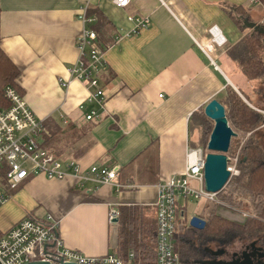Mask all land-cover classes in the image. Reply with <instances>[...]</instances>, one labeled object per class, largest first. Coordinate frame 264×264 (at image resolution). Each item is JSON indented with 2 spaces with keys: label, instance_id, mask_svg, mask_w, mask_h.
Returning a JSON list of instances; mask_svg holds the SVG:
<instances>
[{
  "label": "crops",
  "instance_id": "obj_1",
  "mask_svg": "<svg viewBox=\"0 0 264 264\" xmlns=\"http://www.w3.org/2000/svg\"><path fill=\"white\" fill-rule=\"evenodd\" d=\"M81 1L0 0V49L18 69L16 84L38 119L87 131L63 158L83 169L116 166L118 176L81 187L71 177H31L0 207V234L24 217L44 221L50 215L67 248L99 257L116 254L110 209L135 207L154 220L156 185L183 173L191 135H199L192 118L210 100L219 101L226 86L246 95V79L225 51L255 32L251 24L264 31V0H129L122 8L114 0H89L96 19L90 28L97 27L106 42L120 37L105 50L106 101L101 119L90 122L78 108L87 97L82 83L67 90L58 83L78 57ZM130 17L147 26L129 34ZM212 26L225 37L222 47L210 42Z\"/></svg>",
  "mask_w": 264,
  "mask_h": 264
},
{
  "label": "built area",
  "instance_id": "obj_2",
  "mask_svg": "<svg viewBox=\"0 0 264 264\" xmlns=\"http://www.w3.org/2000/svg\"><path fill=\"white\" fill-rule=\"evenodd\" d=\"M128 2L129 0H114L113 4L122 8ZM88 7L89 0H82L77 9L76 19L82 25V31L76 40L78 57L67 71L68 78H59L58 83L66 90L74 81L82 83L87 97L85 103H81L78 108L84 111L85 121L90 122L100 120L103 114L106 94L100 76L106 65L105 50L99 48L96 33L90 28L96 19L87 14ZM128 20L134 23L129 34L147 26V20L144 19L130 17ZM208 34L210 42L215 46L222 47L225 44V37L217 26L210 27ZM119 40L120 37H114L113 44ZM4 96L9 106H0V207L11 198L12 191L34 176H43L50 181L71 177L80 187L89 182L95 185L107 184L117 178L119 167L91 166L83 169L76 160L65 159L45 148L43 120L34 115L23 97L14 89L6 87ZM252 109L263 117L264 127V109ZM204 154L205 149L188 147L183 173L173 175L156 185V201L153 205L156 216L155 264H189L181 256L176 244L178 201L187 198L198 201L203 199L210 204L226 207L242 218L248 216L245 212L225 205L219 199L220 192L210 193L204 190ZM227 169L231 176L235 174L231 167L227 166ZM190 181L198 184L197 189L190 186ZM117 218L118 211L110 209L108 224L116 225L114 221ZM57 226L58 221L50 215L44 221L31 217L22 218L0 234V264H28L36 261L52 264H129L131 252L126 262L112 254L91 257L67 248L57 234Z\"/></svg>",
  "mask_w": 264,
  "mask_h": 264
},
{
  "label": "trees",
  "instance_id": "obj_3",
  "mask_svg": "<svg viewBox=\"0 0 264 264\" xmlns=\"http://www.w3.org/2000/svg\"><path fill=\"white\" fill-rule=\"evenodd\" d=\"M87 14L94 16L90 8ZM92 30L96 33L97 45L101 50H106L113 43L112 40L106 42L97 27H92ZM263 35L258 32L245 35L236 45L226 49L225 53L235 63L244 79L247 81L260 80V85L264 88ZM18 75V69L0 49V106L3 108L9 106L4 96L6 87L23 95L22 90L16 84ZM100 78V82L106 84L105 82L110 78L106 69L103 70ZM240 94L250 105H254L253 100L241 92ZM242 97L230 86H226L223 97L218 102L223 105L225 116L232 130L245 135L258 129L263 123V117L250 108ZM196 116L200 119L197 122V128L201 133L199 144L205 149L213 124L203 115L202 110ZM43 127L45 129L43 146L52 150L56 155H61L69 145L87 133L85 130L76 132L78 129L70 126L62 129L53 121L44 122ZM237 169L239 174L230 177L218 196L225 205L244 211L248 216L242 218L238 213L233 212L241 218L230 220L217 213L215 204L206 202L199 216L206 221V225L202 232L195 236V230L187 226L185 213L183 215L180 213L175 223L176 228L179 229L176 244L187 263L192 264L194 259L199 258L195 244L205 239L226 242L229 236L253 237L259 236L258 233H264V156L262 157L261 149L252 143V139L243 145L242 157L237 163ZM15 191H12L10 195L12 196ZM117 219L115 256L127 262L131 252L132 257L129 264H155L156 216L154 220L147 219L141 215L139 209L123 206L118 208Z\"/></svg>",
  "mask_w": 264,
  "mask_h": 264
},
{
  "label": "rangeland",
  "instance_id": "obj_4",
  "mask_svg": "<svg viewBox=\"0 0 264 264\" xmlns=\"http://www.w3.org/2000/svg\"><path fill=\"white\" fill-rule=\"evenodd\" d=\"M241 77L242 76L240 75V79H241ZM243 81L244 82L242 83V92H244L247 97H249L251 100H253L254 105H250L249 103H247V104L249 106H251V108L264 109V88L260 85L261 81L260 80H255V81L243 80ZM239 95H240V97H242L240 92H239ZM199 120H200L199 117L196 116V117L192 118L191 124L196 123ZM228 125L230 126L229 123H228ZM230 128H231V126H230ZM211 130H212V128H211ZM200 137H201V133L199 132V135H198V132H196V131H195V135H191L190 140H191V142L194 143V144L191 143L192 144L191 146L193 148L194 147H200V148L204 149V146L199 144V138ZM250 139H252V143H254L256 146H258L261 149L262 157L264 156V127L262 125L258 129H256L255 131L247 133L245 135L236 133V137L231 139L230 148L228 151V155H230L229 156L230 162H229L228 166L231 167L233 169V171L235 172V174L233 175L234 177L239 174V170L237 169V163L239 162V160L242 157V147ZM189 183H190V186L192 188L197 189V187H198L197 183H195L193 181H190ZM204 204H206V202L203 199L198 201V200H194L192 198H187L185 200L178 201V203L176 205L177 206L176 218H178V215L180 214V211H182V210H185V216L187 217V220L191 216H197L201 212ZM216 206H217V213L224 218H227L230 220H239L241 218L239 215H235V213H233V211L228 209V208L223 209L217 204H216ZM242 212H244V211H242ZM178 230L179 229L177 227L176 231L178 232ZM200 232H202V231L195 230L194 235L198 236V234ZM258 235L259 236H253V237L229 236L227 238L226 242H215V241L211 242L210 241L208 244H206L207 246H205V245L202 246L201 243H196L195 247H196V250L198 253H199V251H201V248H204V247H208L212 250H215L217 247L218 248L220 247L221 249H231L232 250V249H237V247H239L242 243H244V244L247 243L248 241H246V240L255 239L257 237H264V233H258ZM241 239H242V241H240ZM205 241H207V240H205ZM230 247H232V248H230ZM204 258H205V260H207L206 257H204ZM198 259H200V256ZM200 260H202V259H200Z\"/></svg>",
  "mask_w": 264,
  "mask_h": 264
},
{
  "label": "water",
  "instance_id": "obj_5",
  "mask_svg": "<svg viewBox=\"0 0 264 264\" xmlns=\"http://www.w3.org/2000/svg\"><path fill=\"white\" fill-rule=\"evenodd\" d=\"M250 27L260 34H264L262 27L251 24ZM245 102V100L243 99ZM203 115L212 122L213 127L209 134L205 146L203 163V188L206 192L219 193L228 183L231 173L227 169L230 158L228 151L231 139L236 137V133L228 125L225 116V110L216 99L210 100L202 109ZM118 219H115L117 223ZM206 221L198 216H191L187 220V226L193 230L202 231L205 228ZM28 264H52L46 261H36ZM76 264V263H59ZM196 264H199L196 263ZM201 264H211L208 262Z\"/></svg>",
  "mask_w": 264,
  "mask_h": 264
},
{
  "label": "flooded vegetation",
  "instance_id": "obj_6",
  "mask_svg": "<svg viewBox=\"0 0 264 264\" xmlns=\"http://www.w3.org/2000/svg\"><path fill=\"white\" fill-rule=\"evenodd\" d=\"M205 240L198 243H201L202 246H207L206 244L213 241L211 239ZM240 241H242V239ZM246 241L248 242L245 244L242 243L237 249L232 250L221 249L220 247H217L215 250L208 247L201 248L199 255L202 260L194 259V263L192 264L198 262L199 264L202 262H208L211 264H264V237H257ZM204 257H206L207 260H205Z\"/></svg>",
  "mask_w": 264,
  "mask_h": 264
}]
</instances>
